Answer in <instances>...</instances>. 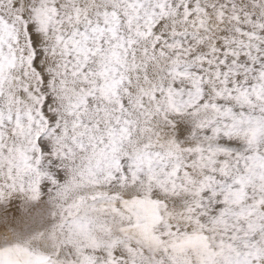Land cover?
Segmentation results:
<instances>
[{
	"label": "snow or ice",
	"instance_id": "1",
	"mask_svg": "<svg viewBox=\"0 0 264 264\" xmlns=\"http://www.w3.org/2000/svg\"><path fill=\"white\" fill-rule=\"evenodd\" d=\"M0 264H264V0H0Z\"/></svg>",
	"mask_w": 264,
	"mask_h": 264
}]
</instances>
